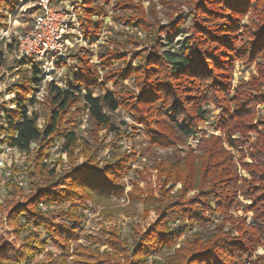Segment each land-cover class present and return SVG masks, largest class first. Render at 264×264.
I'll return each instance as SVG.
<instances>
[{"label":"trees","instance_id":"trees-1","mask_svg":"<svg viewBox=\"0 0 264 264\" xmlns=\"http://www.w3.org/2000/svg\"><path fill=\"white\" fill-rule=\"evenodd\" d=\"M83 1V31L89 38L100 32L104 22L100 18L108 15L106 5L113 0ZM189 2L193 7L191 35L181 51L171 52L162 49L160 37L181 31L182 14L163 25L149 17L141 1L114 0L118 18L146 35L144 41L134 43L146 47L133 52L132 60H139L137 66L113 70L105 81L118 83L134 75L139 87L136 95H122L116 90L95 94L99 74L86 61L69 89L54 82L48 84V97L43 104L45 123L40 127L41 115L30 111L34 101L28 97L42 81L37 63L32 61L31 73L22 74L12 86L10 92L16 95L11 103L15 107L4 104L6 110L0 114V145L7 143L28 153L32 152V143L37 142L33 168L28 170L29 176L37 179L33 182L34 190L9 212L8 224L15 238H0V264L32 260L38 252L45 251L49 241L60 249V254L47 252V264H70L67 257L72 254L87 258H77L79 264H264V253L258 254V247L264 248V141L245 140L246 134L256 128L250 122L255 107L264 101V0ZM14 6L13 0H0V10ZM250 12L254 20L251 24L243 23ZM7 17L0 12V28L7 25ZM1 46L0 41V63L4 59ZM122 56L120 51L107 50L102 60L111 66L115 58ZM236 61L246 66L257 62L260 77L243 81L233 89ZM210 103L221 107L216 129L222 136L201 138L198 152L190 150L179 159L156 160L154 167L163 177L159 194L150 191L148 198L138 196L139 201L145 202L146 214L152 206L158 218L145 231L137 232L132 244L115 230H107L110 237L106 242L111 252L101 254L81 245L72 249L73 240L82 234L88 201L113 205L111 198L123 192L120 179L139 154L135 150L120 151L123 135L133 137L139 131L134 128L130 135L121 130L113 114L121 107L127 108L145 127L150 144L175 147L185 145L198 132L199 124L208 118L205 105ZM169 108L172 111L167 114ZM83 111L89 114L95 143L107 147L116 142L104 165L96 158L98 147L89 145L75 131ZM260 123L264 128V120ZM102 129L114 133L110 144H101ZM236 132L244 134L243 138H234ZM56 138L63 140L62 149L70 160L75 159L74 151L81 141L80 153L85 155V162L73 163L57 175L54 170H47L43 160ZM246 143L250 144L253 162L241 161L251 178L239 173L232 153L225 147L228 144L237 149ZM176 182H181L182 188L172 194L166 186ZM190 192L194 194L189 195ZM131 195L134 197V192ZM51 205L59 208L51 210ZM237 210L252 212V221L247 215L236 217L233 212ZM217 214L222 219L215 222L213 217ZM180 221L183 227L176 232L170 225ZM38 229H43L47 237L40 239ZM187 230L191 231L190 236L186 235ZM22 235L26 238L17 246ZM182 237L181 245L176 247Z\"/></svg>","mask_w":264,"mask_h":264},{"label":"rangeland","instance_id":"rangeland-1","mask_svg":"<svg viewBox=\"0 0 264 264\" xmlns=\"http://www.w3.org/2000/svg\"><path fill=\"white\" fill-rule=\"evenodd\" d=\"M15 3L14 8H2L1 13L6 14L8 17L5 20L7 24L5 27L0 28V41L2 42V50L4 52V59L0 63V114L5 112L4 104L10 108H14L15 105L11 103L12 98L16 95L10 92L12 86L18 81L22 74L28 75L31 73V62L37 63L40 76L42 78L41 84L37 90L33 91L28 97L34 101L30 106V111L36 110L41 116L38 120L40 127H43L45 123L43 114V104L48 97L47 86L49 83L54 82L56 85L69 89L71 83L78 79L81 68L85 66L93 67L97 70L99 77L97 80L98 85L95 86V94L104 93L107 90H116L122 95L138 94L139 87L136 85L134 75L131 78L120 80L118 83L114 81H105V76L115 70H127L130 65L137 66L139 60H132L133 52L142 50L146 45L142 43L135 44L138 41H144L146 35L143 31H140L137 27L125 24L118 18V11L113 9L114 0L106 5L108 15L101 17L103 19V26L98 34H92L91 37L84 35L83 31V15L85 3L83 0H54L55 5L69 8L68 10L75 14V17L71 18V29L68 34L69 43L65 45V54L59 60H56L54 64L45 65L34 59H20L18 53V35L29 30L33 25L34 15L38 12L35 6L34 0H13ZM146 8L149 17L155 21L166 25L173 20L177 19V16L182 14L184 20L180 26V32L171 31L168 34H163L161 42L163 50H170L171 52L181 51L186 40L191 35V17H192V5L189 0H139ZM176 8V9H173ZM98 20V17H95ZM254 20L252 12L247 14L243 18V23L251 24ZM107 50L113 52H121L122 57L113 61L111 66H107L103 62L102 55ZM28 62V64H24ZM29 68V72H28ZM43 68V69H42ZM42 70L44 74L42 73ZM255 77H260L259 65L257 62L250 66H246L242 61H236L233 70L232 85L233 89L237 88L241 82H248ZM264 90V85H263ZM205 108L209 111L206 121L199 124L198 132L190 137L185 145L182 146H170L159 147L149 143L147 138V131L145 127L135 120L133 112H130L127 108H119L113 115L114 121L121 130H127L128 134L132 135L134 128L139 133L135 136H126L120 139V151L132 153L134 150L138 152L137 159L130 164L131 169L127 171L120 179L123 192L120 195H114L111 199L113 205L101 206L88 201L89 207L84 210L87 215L83 224L82 234L78 239L73 240L72 249L81 245L84 248H94L99 252H111L112 248L106 242V239L110 237L107 230H115L119 236L127 238L128 242L132 244V238L137 232L145 231L157 218L158 212L152 206L150 207L148 214H146L145 202L139 201V198H148L150 191L152 194L158 195L161 188V177L158 170L154 167L155 161L160 160L162 157H171L179 159L180 156L188 151L198 152L200 139L208 137L210 135L222 136L221 131L216 129V121L219 120L221 115V107L210 103L205 105ZM75 110V108H73ZM172 108L167 109V114L171 113ZM80 125L75 129L77 135L80 138L85 139L89 145L98 147L96 158L102 165L106 163V160L110 159L113 153V145L102 147L95 143L92 134V125L89 120V114L87 111H83L80 116ZM264 120V101L256 105L255 116L250 120L255 125L254 130H250L246 135L248 137L245 140L250 143L258 140L264 141V128L260 121ZM101 144H110L115 139L114 133H108L107 130L102 129L99 131ZM244 134L236 132L234 138H243ZM63 140L56 138L50 153L46 156L43 162L46 164V169L54 174H59L63 169H69L73 163L76 164L85 162V155L80 153L82 146L81 141L78 142V148L74 151V160H70L68 153L63 151ZM7 143L0 145V238H5L8 241H12L15 238L12 226L8 224V215L13 206L23 202L24 197L29 195L34 189L35 176H29L28 170L33 168L34 152L39 147L37 142H33L31 145L32 152H23L20 150L7 151ZM249 143L239 148H233L228 144L225 147L233 155V159L236 161L237 169L241 175L247 178H251L250 173L242 165L244 162H253L251 157V151L249 149ZM72 162V163H71ZM33 172V171H32ZM166 188H171V193L174 194L182 188L181 182L174 184H167ZM134 192V197L131 193ZM194 194L190 192L189 195ZM140 196V197H138ZM250 202V201H244ZM215 205V203H213ZM56 207V206H55ZM51 205L49 208L53 210L55 208ZM59 208V207H56ZM234 215L243 216L247 215L249 221H252L253 213H244L243 210H237L233 212ZM215 222L222 219L220 214L213 217ZM174 231L181 230L183 227V221L170 225ZM196 230V229H195ZM40 232L38 237L44 239L47 237L46 232L43 229H38ZM191 231L187 230V236H190ZM22 235V239L18 240L16 245L20 246L25 240ZM27 239H29L27 237ZM184 238L182 237L176 247L181 245ZM47 252L52 253L54 256L60 254V249L54 245L51 241L48 242L44 252H38L32 260H24L20 264H47L49 257ZM264 253L262 246L258 247V254ZM157 256L156 258H158ZM79 258H86L85 256H79L78 254H72L67 257L70 264H79L75 260ZM87 259V258H86ZM15 264V263H11ZM123 264V263H122ZM246 264H249L248 262Z\"/></svg>","mask_w":264,"mask_h":264},{"label":"built area","instance_id":"built-area-1","mask_svg":"<svg viewBox=\"0 0 264 264\" xmlns=\"http://www.w3.org/2000/svg\"><path fill=\"white\" fill-rule=\"evenodd\" d=\"M34 3L38 12L34 15L33 25L18 35L19 58L34 59L45 65L54 64L65 54L71 18L75 14L68 7L55 5L54 0H34ZM6 149L19 150L10 145H6Z\"/></svg>","mask_w":264,"mask_h":264}]
</instances>
